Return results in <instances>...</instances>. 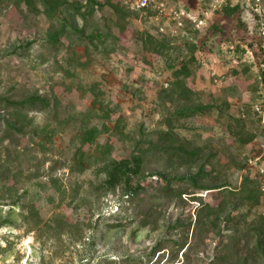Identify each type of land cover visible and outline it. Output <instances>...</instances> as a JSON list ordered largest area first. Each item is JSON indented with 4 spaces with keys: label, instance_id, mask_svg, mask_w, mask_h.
<instances>
[{
    "label": "rangeland",
    "instance_id": "rangeland-1",
    "mask_svg": "<svg viewBox=\"0 0 264 264\" xmlns=\"http://www.w3.org/2000/svg\"><path fill=\"white\" fill-rule=\"evenodd\" d=\"M115 1L130 8L131 0ZM166 1L195 11L211 2ZM232 1L236 4L237 0ZM108 18V10L97 11L90 27H86V34L101 30L104 35L102 44L94 40L97 48L89 46L86 56L85 46L76 36L60 37L63 45L56 47L45 42L46 35L60 23L43 10L36 13L24 4L14 6L11 0H0V98L52 92L58 98L56 111L28 110L33 125L38 126L34 137L6 133L4 112L0 111V264H126L131 259H140L142 264H264L255 251L254 232V222L264 215V197L257 206L241 209L245 219L240 225L244 230L239 228L237 234L232 232L233 223L222 231L224 221L217 229L198 230L194 226L198 203L190 201L188 195H183L185 202L181 204L167 198L155 200L148 224L142 226L132 211H121L124 202L120 187L101 188L104 175L98 163L82 167L72 163L80 145V126L100 129L104 123L112 129L101 132L94 144L86 145V155L106 143H111L115 159L147 149L148 141L167 129L164 119L172 107L161 102L160 91L172 80V71L192 55L194 74L188 85L198 92L203 104H211L213 109L208 114L180 119L175 133L191 146L213 150L216 157L211 171L217 183L239 189L243 181L254 177V170L244 167L242 156L264 154V121L253 110L264 84V35L253 21L252 9L240 3V11L233 16L213 12L211 20L219 26L218 32H211L210 22L202 32L206 40L201 36L197 42L200 50L185 43L189 36L178 32L171 37L173 46L161 56L145 50L144 34L161 37L159 28L170 29L169 23L140 16L133 9L124 18L108 22L109 29L104 25ZM76 21L81 27L80 16ZM118 25L124 30L120 31ZM106 29L111 37L105 36ZM69 43L71 46L66 48ZM230 47H238L240 61L236 66L229 58ZM73 49L76 55L83 54L80 62L86 60V65L72 62L70 73L59 71L61 65L69 67L65 61ZM91 87L99 91V99L110 110L109 119L101 118L106 111L92 107ZM118 120L120 134H115L113 128ZM237 120L244 127L242 134ZM48 133H53L52 142L44 144ZM247 134L255 138L245 146L241 139ZM151 151L145 161L146 174L161 171L159 156ZM185 173L182 170L179 174ZM155 179L156 176L150 178L152 185ZM139 194L162 197L154 190ZM197 196L212 206L224 204L223 194L217 190ZM190 220L189 245L176 253L177 247H169L170 240L183 239ZM119 222L130 224L109 227ZM164 241L169 244L166 249L156 251L155 247ZM223 248L229 251L225 261L215 258Z\"/></svg>",
    "mask_w": 264,
    "mask_h": 264
},
{
    "label": "trees",
    "instance_id": "trees-1",
    "mask_svg": "<svg viewBox=\"0 0 264 264\" xmlns=\"http://www.w3.org/2000/svg\"><path fill=\"white\" fill-rule=\"evenodd\" d=\"M11 3L14 6L24 4L36 13L43 10L51 19L60 23L55 27L53 32H49L46 35L45 42L53 44L56 47L58 44L63 45V43L59 42L60 37L67 36L73 38V36H76L83 42L85 46L83 54L86 56H89V46L92 45L94 49L97 48L93 44L94 40H97L100 44L103 42L101 38L104 35L103 31L100 29H98L100 31L96 32L93 30L89 34L85 33L86 27H90L89 23L94 19V14H96L97 11H109V18L107 20L104 19L106 28H108V22H113V19L115 20L116 17L122 19L126 16V12L129 13V11H132L131 8L122 6L121 2L119 3L115 0H85L83 4L79 2L70 4L66 0H11ZM184 8L189 9V7L186 6H184ZM204 8H206V5L202 6L201 10ZM239 11V3L233 5L230 1H227L214 13L233 16ZM138 13L140 16L149 17L150 19L154 18V14L149 9ZM77 16H80L83 20L81 27H78L76 24ZM118 29L123 31L124 26L118 25ZM209 29H211V32H218L217 29H219V26L216 22H212L210 23ZM204 30L205 28L197 29L186 26L181 29L180 33L185 37L189 36V40L185 43L197 46L199 37L202 36L201 38L206 40ZM104 34L106 37H111L107 29ZM172 41L171 36L163 32L161 33V37H155L151 33L146 32L144 34L143 46L147 52L161 56L168 47L173 46ZM72 44L74 45L73 41ZM200 44H202V42ZM68 45L69 46L66 48H69L71 43ZM199 48L200 46H197L198 50H200ZM236 50H238V47L237 49L236 47L233 48L234 58L240 61L239 56L236 54ZM83 54L76 55L73 49L70 57L67 56L65 61L69 64V67L64 69V66L61 65L58 70L64 73H70V64L72 62H75L76 66L86 65V60L83 64L80 62L81 58H83ZM195 58H197V56ZM194 63L195 59L192 55H190L187 60L182 61L181 66L172 71V80L170 83L160 91L159 98L161 102L164 104L170 103L172 107L169 115L164 119L167 129L160 131L156 135L155 140H149L147 149L141 150L138 154L132 153L127 157L115 159L111 154V143H106L105 145L97 146L95 153L86 155L83 151L84 147L94 144L101 132H111L112 129L106 127L104 123H102V128L100 129L96 126H80L77 133V139L80 145L74 151L72 163L81 167L90 162L98 163V167L102 168V173L104 175V179L100 183L101 188L105 190H116V188L120 187V189H122V199L124 202L121 205V211H132V213L136 214V217L141 220L140 224L142 226L148 224L149 214L153 210L152 203L155 200L167 198L181 204L185 202L183 195H188L187 198H190V201L198 203L194 221V226H196L198 230L204 227L217 229L218 226L220 227L221 222L224 221L225 227L222 231L228 229L227 226L229 223H233L234 229L232 232L233 234H237L239 228L244 230L242 227L243 225H240L242 224L241 220L243 218L245 219L241 214V209L257 206L260 203V197H264V194L260 190L259 181L255 176L243 181L239 189H228L226 183H217L218 180H216V177L211 171V168H214L213 159L216 157L213 150L207 147L191 146L188 141L180 138L175 133V128L180 119L191 118L198 113L208 114L211 113L213 109V105L203 104L198 92L188 85V79L194 74V68L192 67ZM89 92L94 98L92 107L98 106L97 108L99 111H106V115H103L101 118L107 116V119H109L110 110H106L103 102L99 99V91H95V89L91 87ZM57 99V96L53 92L51 95L31 94L24 98H0V111L4 112L3 121L6 133L13 131L21 136H36L38 126L33 125L32 119L28 116V110H38L42 112L56 111L58 107ZM224 105L226 108L228 107L227 102H224ZM237 122L239 123V134L244 133L243 125L239 120H237ZM119 125L120 120L116 121L113 128L115 134H120ZM52 134L53 133H48V136L45 137L42 143L45 144L46 141L52 142ZM254 138L255 136L252 134L243 136L241 139L242 145L246 146L248 143L252 142ZM151 150L154 154L159 156L161 171L146 174L145 161H147V152ZM208 168L210 170H208ZM182 170L186 171L184 175L179 174ZM152 176H156L155 185H152V181H150ZM146 180L150 181V184L144 185ZM151 190H154L158 196L162 197H139L140 192L147 193ZM216 190L219 191L220 194H223V205L212 206L209 203L203 202L201 196H197V193L203 191L216 192ZM227 208H229V210L226 212ZM129 224V222H119L109 227L119 228ZM191 224L192 221H188L186 225L187 234L183 239L170 240L171 245H169L167 241H164L160 243L158 247H155V250L159 252L166 249L169 245L170 248L172 246L177 247L175 251L178 253L182 251L185 246L188 247V229L191 227ZM254 226L256 235L255 251L264 261V215L259 216L258 220L254 222ZM223 250L225 251L224 253L222 252ZM223 250L215 257L216 259L221 261L228 259L227 253L229 251L224 248ZM131 260V262L126 264H142L140 259L139 261L136 259ZM170 260V263H172L173 258Z\"/></svg>",
    "mask_w": 264,
    "mask_h": 264
},
{
    "label": "built area",
    "instance_id": "built-area-1",
    "mask_svg": "<svg viewBox=\"0 0 264 264\" xmlns=\"http://www.w3.org/2000/svg\"><path fill=\"white\" fill-rule=\"evenodd\" d=\"M227 1L232 0H211L206 5V8L195 11L191 9H185L175 5H170L166 0H131L130 8L142 12L143 10H150L154 14V20L166 21L171 26L170 29H166L161 26L159 31L165 32L169 36L178 35L186 26H191L197 29L205 28L212 21L211 15L213 12L219 10ZM236 3H242L244 6L248 5L253 11V21L260 26V31L264 35V2L263 0H237ZM179 32V33H178ZM231 63L235 66L239 64V61L234 58L233 47H230ZM264 56V55H263ZM261 69L264 74V63L261 65ZM253 110L258 115L259 120L264 121V84L262 82L259 92L258 100L253 104ZM244 159V167L254 170L255 177L259 178L260 190L264 192V167L263 158L264 154L261 153L257 156H252L246 153H242Z\"/></svg>",
    "mask_w": 264,
    "mask_h": 264
}]
</instances>
